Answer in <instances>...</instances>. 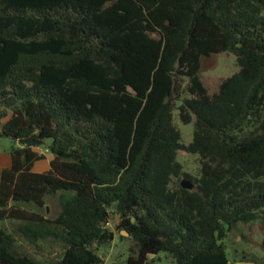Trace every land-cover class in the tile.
Segmentation results:
<instances>
[{
  "label": "trees",
  "instance_id": "trees-1",
  "mask_svg": "<svg viewBox=\"0 0 264 264\" xmlns=\"http://www.w3.org/2000/svg\"><path fill=\"white\" fill-rule=\"evenodd\" d=\"M224 51L238 70L209 93L201 59ZM0 138V264H104L121 231L125 264H232V228L264 229V0H0Z\"/></svg>",
  "mask_w": 264,
  "mask_h": 264
},
{
  "label": "rangeland",
  "instance_id": "rangeland-1",
  "mask_svg": "<svg viewBox=\"0 0 264 264\" xmlns=\"http://www.w3.org/2000/svg\"><path fill=\"white\" fill-rule=\"evenodd\" d=\"M238 70L235 56L224 51L217 54L204 56L201 59L199 76L203 81L209 93L217 90L218 83L221 79L230 76ZM174 122L181 133L183 142L191 140L193 123L183 124L177 118L174 112ZM14 143L8 138H0V149L9 148ZM197 155H190L184 151H179L178 160L182 163L183 169L192 174L196 173ZM29 208L36 209L35 206L29 204ZM59 210L58 194L48 196L45 205L39 211L47 217H54ZM6 224V222H5ZM7 225H9L7 223ZM124 238L115 237L114 241L100 247L99 253L104 259V264H125V260L129 254V247L133 241L127 237V233L120 232ZM19 249L24 252L34 253L37 259L41 261H53L60 253L57 245H46L44 250L36 251L25 240L18 239ZM226 255L232 264H264V229L259 220L251 222L237 223L228 236L225 238ZM157 258L151 264H169V259L165 258L164 253H159ZM242 260L243 262H238Z\"/></svg>",
  "mask_w": 264,
  "mask_h": 264
},
{
  "label": "crops",
  "instance_id": "crops-1",
  "mask_svg": "<svg viewBox=\"0 0 264 264\" xmlns=\"http://www.w3.org/2000/svg\"><path fill=\"white\" fill-rule=\"evenodd\" d=\"M43 158L40 160H37L33 166H32V170L35 172H41L44 171L46 169H48L49 167V162L52 159V154L49 153L46 150H43ZM11 163V159H10V155L8 153V148H1L0 149V171L5 168L8 167Z\"/></svg>",
  "mask_w": 264,
  "mask_h": 264
},
{
  "label": "water",
  "instance_id": "water-1",
  "mask_svg": "<svg viewBox=\"0 0 264 264\" xmlns=\"http://www.w3.org/2000/svg\"><path fill=\"white\" fill-rule=\"evenodd\" d=\"M180 184L183 188H186V189H191L193 187L192 182L190 180H188L187 178H182L180 181Z\"/></svg>",
  "mask_w": 264,
  "mask_h": 264
}]
</instances>
